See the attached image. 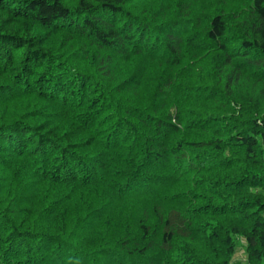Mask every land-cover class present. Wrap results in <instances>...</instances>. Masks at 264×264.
<instances>
[{
	"label": "trees",
	"instance_id": "trees-1",
	"mask_svg": "<svg viewBox=\"0 0 264 264\" xmlns=\"http://www.w3.org/2000/svg\"><path fill=\"white\" fill-rule=\"evenodd\" d=\"M0 264H264V0H0Z\"/></svg>",
	"mask_w": 264,
	"mask_h": 264
},
{
	"label": "rangeland",
	"instance_id": "rangeland-1",
	"mask_svg": "<svg viewBox=\"0 0 264 264\" xmlns=\"http://www.w3.org/2000/svg\"><path fill=\"white\" fill-rule=\"evenodd\" d=\"M239 252V253H238ZM243 251L242 250H239V251H237V254L235 255V257H234V261L235 260H242V257H243Z\"/></svg>",
	"mask_w": 264,
	"mask_h": 264
}]
</instances>
